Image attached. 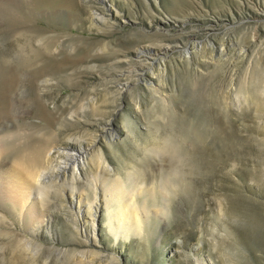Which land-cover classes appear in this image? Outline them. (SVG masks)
Here are the masks:
<instances>
[{
	"label": "rangeland",
	"instance_id": "1",
	"mask_svg": "<svg viewBox=\"0 0 264 264\" xmlns=\"http://www.w3.org/2000/svg\"><path fill=\"white\" fill-rule=\"evenodd\" d=\"M36 1L0 16L20 82L1 140L85 163L46 177L35 214L0 202V264H264V0ZM117 179L143 233L114 236Z\"/></svg>",
	"mask_w": 264,
	"mask_h": 264
},
{
	"label": "bare ground",
	"instance_id": "2",
	"mask_svg": "<svg viewBox=\"0 0 264 264\" xmlns=\"http://www.w3.org/2000/svg\"><path fill=\"white\" fill-rule=\"evenodd\" d=\"M57 1L58 0H37L36 3H44V5L51 8L54 3L57 4ZM14 2H16V0H0V16H2V18L4 17L9 25L23 24L25 22L24 20H26V17H22V12L19 10L20 8H18L19 5H16ZM18 3L23 4L25 2L21 3L19 1L17 4ZM25 5L23 6L24 9H22L20 6L21 9L25 12H30V5L28 4L26 7ZM185 52L188 53V50L186 49ZM15 73H17V70L14 73H5L3 76L1 73L0 75L2 76L0 78V127L6 113L10 111L9 108L11 103L9 101L11 94L20 84L19 79L17 78L18 76L16 77ZM6 117L8 118V116ZM7 133L0 131V202L2 201L3 204L17 209L19 214L22 216L24 214H35V194L37 193L39 196H41V194L46 192V188L48 187L47 184H49L48 181H46V177L53 174V172L57 169L60 170L64 168H67V170L71 171L73 177L74 174L77 176L79 166H83V163L85 162L83 161L82 156L76 155L78 151L69 143L57 148L54 147V154L52 153L53 150L44 148L45 150L42 152H40V149L39 151L33 150L32 152L22 150L17 155L13 154L10 156L8 155L9 149L7 151L6 147L4 146L5 144L1 140ZM57 156H60L61 159L57 160L58 164L53 166V163L51 164V162H53L52 157L57 158ZM65 160L69 161L67 162ZM106 182L104 180L103 185L107 187V192L109 189L108 198H110V202H106L105 196L107 193L104 191L102 193L103 206L104 208H107L110 224L116 223L118 226V230L113 232L114 236L116 235L126 237L129 235L128 230L131 229L137 232V234L143 233L142 228L144 225L142 219L144 217L142 209L145 204L140 206V204L136 202L137 194L134 190L136 188H134V184L131 183V185L128 184L129 186H126L127 183L124 184L119 179L113 181V185L112 183L109 184L110 182L108 184ZM144 190L146 191L148 189L144 188ZM32 196H34V198H32ZM95 198H97L96 194ZM96 201L97 200L95 199L92 204L94 205ZM111 202L114 204L115 208L111 207ZM1 223L6 225L3 222Z\"/></svg>",
	"mask_w": 264,
	"mask_h": 264
}]
</instances>
